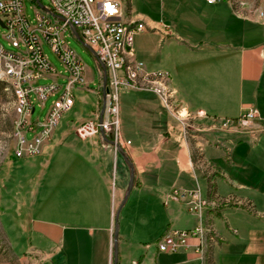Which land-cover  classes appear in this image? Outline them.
<instances>
[{"label": "crops", "instance_id": "1", "mask_svg": "<svg viewBox=\"0 0 264 264\" xmlns=\"http://www.w3.org/2000/svg\"><path fill=\"white\" fill-rule=\"evenodd\" d=\"M119 1L122 21L148 28L134 38L136 60L169 74L177 108L206 115L184 132L154 94L121 93V149L133 170L128 195L130 168L109 140L96 135L62 147L70 136L59 134L56 146L68 151L57 169L66 177L56 181L63 194L56 211L67 212L70 202L73 222L58 223L53 254L60 264H113L117 223V264H205L206 255L212 264H264V133L253 140L212 129L213 119H236L250 109L264 124V21L231 0ZM91 77L86 70L88 86ZM90 90L98 99L95 117L101 102ZM11 158L13 152L1 165ZM194 189L209 202L200 222L214 229L216 241L204 237L203 260L195 238L186 250L159 252L165 231L198 225L172 197ZM227 198L235 202L223 203Z\"/></svg>", "mask_w": 264, "mask_h": 264}, {"label": "built area", "instance_id": "2", "mask_svg": "<svg viewBox=\"0 0 264 264\" xmlns=\"http://www.w3.org/2000/svg\"><path fill=\"white\" fill-rule=\"evenodd\" d=\"M25 0H0V20L4 24L3 38L14 50H6L0 44L1 76L14 83L19 94V105L15 112L16 158L37 156L54 134L63 116L74 106V91H91L86 78V68L75 51L66 41L73 36L86 47L105 69L106 83L103 87V73L99 72L98 88L101 107L95 117L79 124L75 135L81 140L102 136L114 145L123 147L120 127V94L123 91L149 92L154 94L161 108L174 119L182 131L193 126L198 118L205 117L202 111L189 112L177 108L170 76L163 71H149L143 62L136 60L134 38L147 31L142 22L122 21L119 0H48L45 7L40 0H34V19L29 21L24 9ZM218 0H207L214 3ZM46 9H42L40 5ZM263 14H260L262 16ZM47 46L62 67L64 76L56 73L55 67L44 53ZM63 80L59 84V79ZM135 78H145V85L135 86ZM41 79H51L50 83L38 85ZM103 89V90H102ZM101 90L105 91L104 96ZM162 91H169L172 105H165ZM53 97V101L42 121L32 120L35 105L43 107ZM257 112L250 109L236 119H213L212 129L218 131H237L250 135L256 140L264 133V124H256ZM30 134L31 138H27ZM116 149V147H115ZM174 199L183 201L188 210L198 217L199 223L191 230L165 231L156 241L159 252L173 253L186 250L188 240H198L197 250L203 260L200 239L202 224L200 215L209 202L201 198L198 189L174 192ZM223 203L235 202L227 198ZM217 235L213 229L212 244ZM132 264H138L132 262Z\"/></svg>", "mask_w": 264, "mask_h": 264}, {"label": "rangeland", "instance_id": "3", "mask_svg": "<svg viewBox=\"0 0 264 264\" xmlns=\"http://www.w3.org/2000/svg\"><path fill=\"white\" fill-rule=\"evenodd\" d=\"M231 1L236 2L246 13L264 21V0ZM40 2L45 7L49 6L48 0ZM35 5L34 0L24 1L25 14L29 21L34 19ZM4 34V29L0 27V44L6 50H14L3 38ZM66 41L81 59L88 73L93 74L94 80L90 78L89 88L97 90L99 67L96 58L73 36L67 35ZM44 53L55 67L56 73L64 76L62 67L47 46L44 47ZM1 69L0 65V264H60V258L53 254L56 245L55 230L58 223L73 220L69 209L70 202L67 203V212L56 211V202L63 195L62 188L56 181L66 177L59 175L57 169H61L59 164L63 152L68 151L57 147L56 143H62L58 138L62 132H68L70 137L60 146L69 147L70 144L81 143L74 130L82 122L94 119L93 111L98 99L95 94L75 90L74 106L63 116L57 126L55 138L43 149L42 154L29 158H11L8 164L1 165L15 146L14 120L19 105L18 91L10 79L1 76ZM50 82L51 79H41L37 84ZM62 83L60 78L59 84ZM52 101L53 97H50L42 108L34 104L32 120L42 121ZM27 138H31V135L28 134ZM63 168L70 170L71 163ZM46 254L50 256H45Z\"/></svg>", "mask_w": 264, "mask_h": 264}, {"label": "bare ground", "instance_id": "4", "mask_svg": "<svg viewBox=\"0 0 264 264\" xmlns=\"http://www.w3.org/2000/svg\"><path fill=\"white\" fill-rule=\"evenodd\" d=\"M217 2V1H216ZM215 3V2H214ZM209 4H212V3H209ZM43 9V8H42ZM86 48V47H85ZM95 57V56H94ZM97 60V59H96ZM98 62V67H99V72L101 71L104 75V77L106 78L107 75L106 73L103 71L102 69V65L101 63L97 60ZM104 77H103V81H104ZM102 81V82H103ZM107 85V83L105 84ZM142 85H145V78H135V86H142ZM104 87V85H103ZM103 90V89H102ZM101 90V94L104 96V93L105 91H102ZM125 92V91H123ZM121 95V94H120ZM162 100H165V105H172V98H169V91H162ZM72 109V108H71ZM70 111V110H69ZM68 111V112H69ZM61 121V120H60ZM60 123V122H59ZM58 123V125H59ZM114 147H117L116 145L113 144ZM121 148V147H120ZM117 150V149H116ZM205 236H208L211 240H212V231L209 229V228H204L202 227V233H201V243H200V247L203 245L204 243V237Z\"/></svg>", "mask_w": 264, "mask_h": 264}, {"label": "water", "instance_id": "5", "mask_svg": "<svg viewBox=\"0 0 264 264\" xmlns=\"http://www.w3.org/2000/svg\"><path fill=\"white\" fill-rule=\"evenodd\" d=\"M41 8L43 9H46L42 4L40 5ZM0 27L1 28H4V24L2 23V21L0 20ZM102 69L103 71L105 72V69L104 67L102 66ZM106 84V78L104 77V81H103V85L105 86ZM109 143L111 144H114L112 141H109ZM118 153L121 155V156H124V151L119 147L117 146L116 147ZM129 168H130V182H129V185H128V190H127V195L129 194L131 188H132V181H133V170H132V166L130 164V162L126 159V157L124 156ZM117 237H118V224L116 223V226H115V231H114V255H113V264H117V261H118V248H117Z\"/></svg>", "mask_w": 264, "mask_h": 264}, {"label": "trees", "instance_id": "6", "mask_svg": "<svg viewBox=\"0 0 264 264\" xmlns=\"http://www.w3.org/2000/svg\"><path fill=\"white\" fill-rule=\"evenodd\" d=\"M205 264H212L211 257L209 255H206Z\"/></svg>", "mask_w": 264, "mask_h": 264}]
</instances>
